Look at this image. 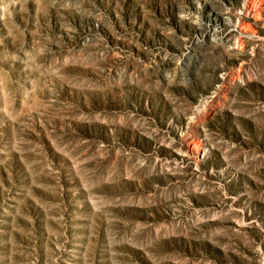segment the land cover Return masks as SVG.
<instances>
[{"label": "rangeland", "instance_id": "rangeland-1", "mask_svg": "<svg viewBox=\"0 0 264 264\" xmlns=\"http://www.w3.org/2000/svg\"><path fill=\"white\" fill-rule=\"evenodd\" d=\"M0 264H264V0H0Z\"/></svg>", "mask_w": 264, "mask_h": 264}]
</instances>
